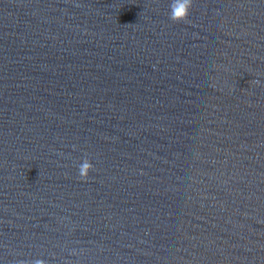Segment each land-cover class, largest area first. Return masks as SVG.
I'll list each match as a JSON object with an SVG mask.
<instances>
[{
    "label": "water",
    "instance_id": "obj_1",
    "mask_svg": "<svg viewBox=\"0 0 264 264\" xmlns=\"http://www.w3.org/2000/svg\"><path fill=\"white\" fill-rule=\"evenodd\" d=\"M171 3L0 0V264H264V0Z\"/></svg>",
    "mask_w": 264,
    "mask_h": 264
},
{
    "label": "clouds",
    "instance_id": "obj_2",
    "mask_svg": "<svg viewBox=\"0 0 264 264\" xmlns=\"http://www.w3.org/2000/svg\"><path fill=\"white\" fill-rule=\"evenodd\" d=\"M190 0H172L170 5V19L173 21L183 20L188 13ZM92 167L88 159H82L78 165V172L83 177L86 176L89 169ZM31 264H44V261L36 259L31 261Z\"/></svg>",
    "mask_w": 264,
    "mask_h": 264
}]
</instances>
